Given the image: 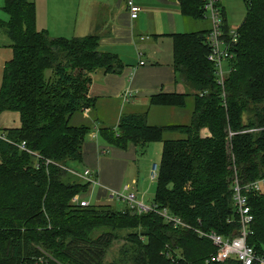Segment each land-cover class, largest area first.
Masks as SVG:
<instances>
[{"label": "trees", "instance_id": "16d2710c", "mask_svg": "<svg viewBox=\"0 0 264 264\" xmlns=\"http://www.w3.org/2000/svg\"><path fill=\"white\" fill-rule=\"evenodd\" d=\"M177 2L186 20L205 18L204 0ZM244 2L247 15L237 29L223 88L207 60L208 31L172 36L174 73L189 91L156 95L150 106L180 111L192 106L187 124L150 126L144 113L123 116L116 130L99 131L118 150L143 153L150 144H162L152 206L190 227L174 229L156 213L72 203L89 185L68 182L65 169L81 163L89 128L69 121L93 106L92 75L100 69L118 73L122 65L115 55L98 52V36L50 38L36 30L33 2L2 0L8 20L0 21V31L12 58L3 69L0 115L16 113L20 123L2 133L51 164L0 141V264H104L124 233L125 248L109 264H207L215 248L196 230L236 235L232 183L264 178V0ZM170 133L179 138H165ZM248 205L254 222L247 243L264 256V194L249 195ZM92 228L106 231L90 239L86 231ZM41 250L58 263L42 260Z\"/></svg>", "mask_w": 264, "mask_h": 264}, {"label": "crops", "instance_id": "0c3cea01", "mask_svg": "<svg viewBox=\"0 0 264 264\" xmlns=\"http://www.w3.org/2000/svg\"><path fill=\"white\" fill-rule=\"evenodd\" d=\"M32 1L38 32H45L53 39L66 40L96 35L99 37L98 52L115 55L120 60V72L107 73L100 69L92 75L89 97L93 106L74 114L69 124L72 122V127L89 128L84 137L80 164L83 169L93 170L98 184L89 187L81 200L89 203L86 197L92 195L96 200L95 206L115 210L117 205H122L125 210L126 204L112 198V194L125 190L126 185L122 186L127 161L135 158L136 149L110 147L99 131L103 128L116 130L123 116L133 114L145 113L150 126L185 125L189 122L192 106L183 111L155 108L150 106V100L159 94H185L189 91L174 73L172 36L186 34L192 23L182 16L177 0H131L141 9L135 20H131L127 11L128 0ZM2 48L1 52L6 55L5 66L12 58V50L9 42ZM141 61L145 62L144 66H139ZM19 124L10 129L18 128ZM138 154L143 155L140 151ZM154 166L146 167L140 176L141 190L148 182L153 183L150 174ZM138 185V180L133 179V191L137 190V195H140V199L135 196L136 200L145 204L142 200L144 193L140 192Z\"/></svg>", "mask_w": 264, "mask_h": 264}, {"label": "built area", "instance_id": "2783aa9c", "mask_svg": "<svg viewBox=\"0 0 264 264\" xmlns=\"http://www.w3.org/2000/svg\"><path fill=\"white\" fill-rule=\"evenodd\" d=\"M126 7L131 20L137 19L141 9L131 0L127 1ZM203 14L211 22V27L205 36L206 44L209 48L207 60L214 67L218 85L223 88L224 81L231 72V68L228 67L230 71L227 68L228 74L225 75L226 72L223 69V65L224 63L228 64L232 62V49L238 40L237 29H225V25L227 24L224 20L219 0H204ZM144 65L145 62L143 61L139 63V66ZM0 141L17 148L20 152L33 156L37 161L43 162L45 165L51 164L49 161L28 150L25 142L15 144L6 138L4 133H0ZM36 168H39V164H36ZM65 170L71 175L81 178L89 187L98 185L95 179V173L91 169L84 168L81 173L72 169ZM157 175L158 167L154 166L151 169L150 180L156 182ZM126 192H128V188H125L124 193H113L112 198L114 197L116 200L125 203L128 209L135 210L139 215L149 212L156 213L162 218L164 223L171 225L174 229H190L179 218L170 215L167 210H157L152 204L148 206L139 203L133 194L127 195L125 194ZM231 193L234 213L239 225L236 235L233 237H224L214 232L204 233L196 230L200 238L207 239L215 248V253L207 264L224 263L229 260H234L237 264H264V256L258 255L247 243L248 238L253 234L252 225L254 222V217L248 205V196L264 194V178L247 184L241 183L236 178L232 183ZM72 203L80 207L89 206V203L79 200L77 197L72 200Z\"/></svg>", "mask_w": 264, "mask_h": 264}, {"label": "rangeland", "instance_id": "374dc122", "mask_svg": "<svg viewBox=\"0 0 264 264\" xmlns=\"http://www.w3.org/2000/svg\"><path fill=\"white\" fill-rule=\"evenodd\" d=\"M33 2L32 0H29ZM219 5L220 7L224 10L225 14V20L226 24L230 29H238L241 24L243 23L246 15H247V5L245 4L244 0H219ZM2 8V0H0V21L6 22L8 20L7 15L1 10ZM191 26L189 27V31H186L187 33H193V32H204L208 31L211 27V22L208 17H205L203 20H189ZM194 23V24H193ZM184 32V31H183ZM8 39L4 36L3 31H0V87L2 84V77H3V66L5 62V54L1 51H3L2 46H5L8 44ZM7 58V57H6ZM227 64L224 63L223 69L226 72L225 75L228 74L227 71ZM18 115L16 113H5L0 116V133L4 132L3 130L5 129H10L14 128L15 126L18 125ZM72 125V122H70V126ZM165 138H171V139H177L179 138V135L170 133L168 135H165ZM136 150L135 153V158L132 160H128V168L126 171V176H125V183L122 187L128 188V192L125 194H133L134 196L137 195V190L136 192L133 191L134 187L132 186V180L137 179L138 180V186L140 192L144 193V199L143 202L150 206L152 204V200L155 198V192H156V187L157 184L156 182H148L144 189L141 190V180L140 176L144 174V169L147 167H150L151 164H155L157 167L161 166V160H162V144L160 143H154L151 145H148L146 148V152H143V155L138 154L139 149L134 148ZM153 168V167H152ZM69 169L75 170L79 173L83 171L82 165L81 164H72ZM67 181L71 183H77V182H82L83 180L79 177H75L68 173L67 176ZM84 182V181H83ZM85 183V182H84ZM130 188V192H129ZM132 189V190H131ZM136 189V187H135ZM120 193H124V191H121ZM140 195H137L136 197L140 199ZM79 200H81L80 195L77 197ZM136 198V199H137ZM86 200L90 203L91 206L96 207L97 209H104L101 206H95L96 200L93 199V196L91 195L89 198L86 197ZM138 201V200H137ZM116 211L121 212L124 211L122 205H117ZM106 231V228H92L90 230L86 231V235L88 238L93 239L96 238L98 235L104 233ZM126 234V233H124ZM121 235L120 239L118 241H115L111 247L109 248L107 255L104 260V264H109L111 262H116L117 259L119 258V253L122 248H125L126 245V240L124 241L122 238H125L126 235ZM41 259L44 261H50V262H57V260L52 256V254L49 255V253L44 252L41 250ZM40 259V260H41ZM58 263V262H57ZM60 264V263H59Z\"/></svg>", "mask_w": 264, "mask_h": 264}]
</instances>
